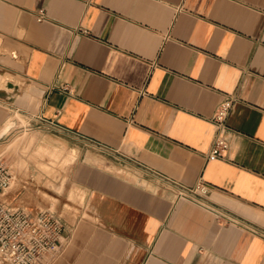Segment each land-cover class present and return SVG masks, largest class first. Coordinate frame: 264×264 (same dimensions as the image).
<instances>
[{
  "label": "crops",
  "instance_id": "0c3cea01",
  "mask_svg": "<svg viewBox=\"0 0 264 264\" xmlns=\"http://www.w3.org/2000/svg\"><path fill=\"white\" fill-rule=\"evenodd\" d=\"M225 96L228 149L206 159ZM24 132L74 156L62 192L32 174L0 193L58 198L44 264H264L263 239L167 183L264 228V0H0V145Z\"/></svg>",
  "mask_w": 264,
  "mask_h": 264
},
{
  "label": "built area",
  "instance_id": "2783aa9c",
  "mask_svg": "<svg viewBox=\"0 0 264 264\" xmlns=\"http://www.w3.org/2000/svg\"><path fill=\"white\" fill-rule=\"evenodd\" d=\"M42 16V12H39L37 20L41 21ZM234 102L233 97L225 96L210 118L214 138L206 159H222L227 152V118ZM11 182L9 168L0 159V193L7 190ZM167 183L175 190L176 202L193 203L209 212L218 226L238 228L264 240V228L212 203L209 200L210 188L201 180L192 187ZM63 234L64 225L50 211L33 212L0 203L1 264H44L60 252Z\"/></svg>",
  "mask_w": 264,
  "mask_h": 264
},
{
  "label": "rangeland",
  "instance_id": "374dc122",
  "mask_svg": "<svg viewBox=\"0 0 264 264\" xmlns=\"http://www.w3.org/2000/svg\"><path fill=\"white\" fill-rule=\"evenodd\" d=\"M25 132L19 137H15L8 143L0 145V159L10 169L13 176L8 191L17 188L18 179L30 178L32 174H36L37 181L44 179V187H50L55 192H62V188L66 183L69 169L71 167L73 151L65 150L64 147L55 143H50L47 149H18L16 148V140H23ZM65 156V157H64ZM64 157V159L62 158ZM46 158L47 160H42ZM62 158V160H59ZM68 201H74L72 196L67 198ZM39 203L36 208L38 210H55L59 200L56 197H48L39 195L36 197Z\"/></svg>",
  "mask_w": 264,
  "mask_h": 264
},
{
  "label": "bare ground",
  "instance_id": "6f19581e",
  "mask_svg": "<svg viewBox=\"0 0 264 264\" xmlns=\"http://www.w3.org/2000/svg\"><path fill=\"white\" fill-rule=\"evenodd\" d=\"M30 137V136H29ZM29 140V139H28ZM28 145V144H27Z\"/></svg>",
  "mask_w": 264,
  "mask_h": 264
}]
</instances>
